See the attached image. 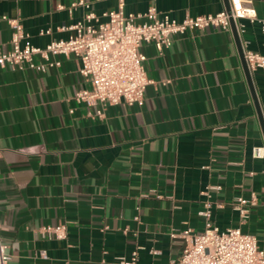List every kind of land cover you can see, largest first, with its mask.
<instances>
[{"label":"crops","instance_id":"1","mask_svg":"<svg viewBox=\"0 0 264 264\" xmlns=\"http://www.w3.org/2000/svg\"><path fill=\"white\" fill-rule=\"evenodd\" d=\"M72 1L0 0V52L12 48L3 16L18 18L36 46L70 38L60 28L86 12H70ZM246 1L264 20V0ZM151 6L178 21L226 8L224 0H126L127 12ZM93 7L101 14L116 1ZM240 21L242 47L264 53L261 24ZM140 49L155 83L143 104L108 105L102 116L75 98L91 84L74 55L57 56L61 65L45 72L0 66V233L9 264H123L134 252L136 264H169L184 246L172 234L203 230L208 191L221 204L215 223L256 235L264 250V158L253 156L264 131L233 32L192 30L162 51ZM251 75L264 118V69ZM252 193L258 202L242 223L233 201ZM59 224L65 239L42 233Z\"/></svg>","mask_w":264,"mask_h":264},{"label":"built area","instance_id":"2","mask_svg":"<svg viewBox=\"0 0 264 264\" xmlns=\"http://www.w3.org/2000/svg\"><path fill=\"white\" fill-rule=\"evenodd\" d=\"M100 1L103 0H94ZM115 1V8L101 14L95 12L91 0L72 1L67 6L70 12L78 7L86 10L81 20L60 28L73 32V35L68 39H52L44 47L32 43L30 34L18 18L3 16L12 29V48L0 52V66L45 72L48 68L61 65L57 56L74 55L81 60L80 71L91 84L90 88L79 90L75 98L89 106H99L98 115L102 116L108 105L143 104L147 87L155 83L147 74L144 65L146 55L140 49L142 45L153 43L162 51L172 45L175 34L203 31L210 27L232 32V20L240 35L245 30V24L240 21L242 19L258 21L264 33V20L258 17L256 8L246 0H229V10L224 8L214 14L187 16L181 21L168 13L159 12L155 6L144 13L127 12L126 0ZM45 33L50 34L51 30ZM243 50L250 72L264 69V53ZM253 156L264 158V146H254ZM211 188L219 189L218 186ZM257 202L256 193L249 198L237 197L233 201V208L239 212L242 223L249 218L251 208ZM219 207L221 204L212 199L211 192H206V199L199 211L204 219L203 230L187 227L173 233V236L182 238L184 246L181 255L169 264H264V250L260 248L256 235L242 231L241 227L221 229L215 223L213 214ZM42 233L49 239L62 240L67 237V226L47 225ZM8 249L9 245L3 242L0 233V264H9L11 254ZM153 252L157 253L156 250ZM41 255L48 257L45 251ZM121 262L136 264L137 252H134L131 260L122 258Z\"/></svg>","mask_w":264,"mask_h":264},{"label":"water","instance_id":"3","mask_svg":"<svg viewBox=\"0 0 264 264\" xmlns=\"http://www.w3.org/2000/svg\"><path fill=\"white\" fill-rule=\"evenodd\" d=\"M224 1H225L226 9L229 10L230 9L229 0H224ZM231 26H232V32L234 34L236 43H237L238 48H239V52H240V55H241V58H242V62H243L244 70H245V73H246V77L248 79L249 86H250L251 92H252V96L254 98V101H255V104H256V108H257V112H258V115H259V118H260V121H261V124H262V127H263V131H264V118H263L262 110H261V107H260V104H259V101H258V97H257L256 91H255V88H254V84H253V80H252V75H251V72H250V70L248 68L247 61L245 59L244 50H243V47H242V44H241V41H240L239 34L237 32L234 20L231 21Z\"/></svg>","mask_w":264,"mask_h":264}]
</instances>
